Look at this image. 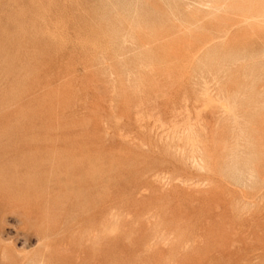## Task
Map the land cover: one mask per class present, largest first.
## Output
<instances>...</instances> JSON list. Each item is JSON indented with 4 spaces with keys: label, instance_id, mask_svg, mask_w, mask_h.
<instances>
[{
    "label": "rangeland",
    "instance_id": "rangeland-1",
    "mask_svg": "<svg viewBox=\"0 0 264 264\" xmlns=\"http://www.w3.org/2000/svg\"><path fill=\"white\" fill-rule=\"evenodd\" d=\"M0 264H264V0H0Z\"/></svg>",
    "mask_w": 264,
    "mask_h": 264
},
{
    "label": "bare ground",
    "instance_id": "bare-ground-1",
    "mask_svg": "<svg viewBox=\"0 0 264 264\" xmlns=\"http://www.w3.org/2000/svg\"><path fill=\"white\" fill-rule=\"evenodd\" d=\"M224 104V103H223ZM223 108H225L224 106H223ZM225 110H226V108H225ZM229 110V109H228ZM227 111V110H226ZM186 112V111H185ZM228 112V111H227ZM231 112V111H230Z\"/></svg>",
    "mask_w": 264,
    "mask_h": 264
}]
</instances>
